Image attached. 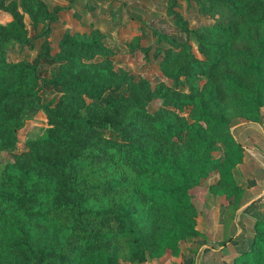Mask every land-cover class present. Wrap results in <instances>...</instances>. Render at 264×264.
Segmentation results:
<instances>
[{
	"label": "trees",
	"instance_id": "trees-1",
	"mask_svg": "<svg viewBox=\"0 0 264 264\" xmlns=\"http://www.w3.org/2000/svg\"><path fill=\"white\" fill-rule=\"evenodd\" d=\"M180 1L220 15L190 28L176 10ZM1 8L12 20L0 24V151L12 161L0 171V264H143L166 250L195 264L206 237L196 228L192 191L216 171L209 191L234 212L243 202L233 169L244 146L230 127L233 118L264 116V0H168V14L202 54L159 33L170 45L156 52L170 86L152 87L108 59L89 63L110 52L100 36L65 33L59 51H44L62 63L54 80L63 93L40 105L49 127L18 153L16 130L34 101L39 59L10 62L7 54L29 44L23 17L36 26L44 6L21 0ZM263 200L242 212L255 219L250 246L225 240L237 251L232 264H264V219L253 212ZM195 238L193 252L181 253L180 243Z\"/></svg>",
	"mask_w": 264,
	"mask_h": 264
},
{
	"label": "rangeland",
	"instance_id": "rangeland-1",
	"mask_svg": "<svg viewBox=\"0 0 264 264\" xmlns=\"http://www.w3.org/2000/svg\"><path fill=\"white\" fill-rule=\"evenodd\" d=\"M13 2L19 6L21 0H0V4L5 5ZM33 2L42 3L44 12L40 15L36 26H33L32 19L28 15L25 14L23 17L30 42L28 45L11 47L7 54V60L10 62L19 60L32 62L36 58L39 59L36 71L38 80L33 88L36 94L28 99L34 101L26 109L21 118V125L16 130L17 144L14 150L16 153L26 148L27 141L39 137L49 127L48 119L40 105L58 100L63 93L54 80L62 63L56 62L51 56H44V51L46 47L49 48L51 55L59 51L58 43L65 33L82 39L90 38L97 33L110 52L106 57L96 55L89 63H99L108 59L114 70L125 71L135 78L144 77L152 87L159 82L172 85V81L167 79L159 68L163 56L157 57V50L170 47L169 44L158 41L159 33L171 35L180 42L187 41L191 52L202 58L196 43L186 38L181 29L175 25L173 16L168 14V0H33ZM176 10L182 14L190 28L211 25L215 17L220 15L216 13L213 17L202 13L194 2L189 4L180 1ZM11 20L10 13L1 8L0 24L5 25ZM155 108L152 106V109ZM262 113L264 115V108ZM185 116L189 117L188 111H185ZM231 124L232 136L244 146L243 162L233 169L236 182L243 188L251 181H258L264 186V116L259 123L233 118ZM217 147L214 155L220 156V145L217 144ZM11 161L12 158L7 151H0V171L4 163ZM218 178V173L215 171L192 191L197 207L196 228L200 229L211 223L214 217H218L219 221L229 222L230 217L233 216L234 220L227 224L230 226L236 220L232 236L229 237L243 241L249 247L254 233L255 219L249 215H242L240 219L239 207L234 212L229 207L230 201L225 200L222 195L209 191V185ZM258 198L263 200L264 195ZM253 212L264 219V200ZM239 229H243V234L238 233ZM226 237H228L227 233ZM199 239H188L180 243V252L186 255L192 253ZM202 246L198 249L196 259L203 250ZM215 246L218 247L213 244V248H217ZM120 253L123 257L127 255L124 248H120ZM171 255L169 250L158 259L147 255L143 264H155V261L159 264L181 263L180 256ZM126 259H120L118 264H137ZM160 259L164 261L160 262Z\"/></svg>",
	"mask_w": 264,
	"mask_h": 264
},
{
	"label": "crops",
	"instance_id": "crops-1",
	"mask_svg": "<svg viewBox=\"0 0 264 264\" xmlns=\"http://www.w3.org/2000/svg\"><path fill=\"white\" fill-rule=\"evenodd\" d=\"M262 195H264V186L259 184L258 181L254 182L252 186L249 187L247 186L244 188V193L242 197L243 202L239 206L240 219L242 218L243 215L242 214L243 209L250 202L256 200L258 197ZM233 220L234 219H232L231 222ZM234 222L232 225L227 226L225 225L224 222L219 221L218 217H214L211 223L198 229L201 233L205 235L206 242L205 244H203L202 246L203 250L200 256L196 259L195 264H232L234 257L237 255V252L234 249L233 245L228 242H225V240L227 238L226 233L228 237L232 236ZM238 233L243 234V229H239ZM213 244L218 245V247L215 246L217 248H213ZM162 260L163 259H160V262ZM155 264H159V262L155 261Z\"/></svg>",
	"mask_w": 264,
	"mask_h": 264
}]
</instances>
